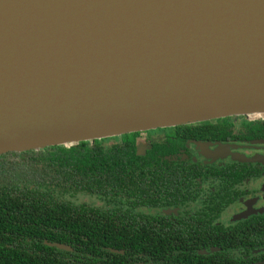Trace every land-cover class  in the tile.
<instances>
[{
	"label": "water",
	"instance_id": "obj_1",
	"mask_svg": "<svg viewBox=\"0 0 264 264\" xmlns=\"http://www.w3.org/2000/svg\"><path fill=\"white\" fill-rule=\"evenodd\" d=\"M241 115L264 0H0V155Z\"/></svg>",
	"mask_w": 264,
	"mask_h": 264
},
{
	"label": "flooded vegetation",
	"instance_id": "obj_2",
	"mask_svg": "<svg viewBox=\"0 0 264 264\" xmlns=\"http://www.w3.org/2000/svg\"><path fill=\"white\" fill-rule=\"evenodd\" d=\"M136 133L140 171L112 177L106 198L68 197L107 227L94 233V264H264V116ZM79 196L104 205L77 203Z\"/></svg>",
	"mask_w": 264,
	"mask_h": 264
},
{
	"label": "trees",
	"instance_id": "obj_3",
	"mask_svg": "<svg viewBox=\"0 0 264 264\" xmlns=\"http://www.w3.org/2000/svg\"><path fill=\"white\" fill-rule=\"evenodd\" d=\"M136 135H121L123 142L112 147L104 138L0 155V264H94V233L106 234L107 227L94 226V208L68 197L82 192L106 198L112 177L140 171Z\"/></svg>",
	"mask_w": 264,
	"mask_h": 264
},
{
	"label": "rangeland",
	"instance_id": "obj_4",
	"mask_svg": "<svg viewBox=\"0 0 264 264\" xmlns=\"http://www.w3.org/2000/svg\"><path fill=\"white\" fill-rule=\"evenodd\" d=\"M113 138V137H111ZM77 203H90L92 205H104V203L96 198H90L88 196H79L74 199Z\"/></svg>",
	"mask_w": 264,
	"mask_h": 264
}]
</instances>
